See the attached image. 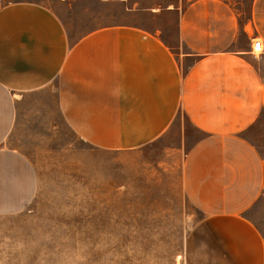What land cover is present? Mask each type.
<instances>
[{
  "label": "crops",
  "instance_id": "0c3cea01",
  "mask_svg": "<svg viewBox=\"0 0 264 264\" xmlns=\"http://www.w3.org/2000/svg\"><path fill=\"white\" fill-rule=\"evenodd\" d=\"M65 13L88 20L71 30ZM255 39L264 46V0H0V206L24 204L31 188L14 138L34 123L30 111L56 109L86 143L122 152L158 141L182 115L203 135L182 169L203 214L185 264H264Z\"/></svg>",
  "mask_w": 264,
  "mask_h": 264
},
{
  "label": "rangeland",
  "instance_id": "374dc122",
  "mask_svg": "<svg viewBox=\"0 0 264 264\" xmlns=\"http://www.w3.org/2000/svg\"><path fill=\"white\" fill-rule=\"evenodd\" d=\"M63 16L76 31L88 20ZM31 112L34 123L14 136L33 167L31 188L19 195L26 203L0 206V264H185L203 217L182 186L186 154L203 136L186 117L122 152L86 143L56 109Z\"/></svg>",
  "mask_w": 264,
  "mask_h": 264
},
{
  "label": "built area",
  "instance_id": "2783aa9c",
  "mask_svg": "<svg viewBox=\"0 0 264 264\" xmlns=\"http://www.w3.org/2000/svg\"><path fill=\"white\" fill-rule=\"evenodd\" d=\"M253 52L256 54H260L263 52L264 46L262 41L259 39H255L252 44Z\"/></svg>",
  "mask_w": 264,
  "mask_h": 264
}]
</instances>
